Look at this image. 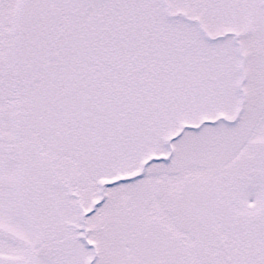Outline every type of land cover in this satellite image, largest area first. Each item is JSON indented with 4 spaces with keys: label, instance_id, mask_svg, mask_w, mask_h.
Listing matches in <instances>:
<instances>
[{
    "label": "snow or ice",
    "instance_id": "snow-or-ice-1",
    "mask_svg": "<svg viewBox=\"0 0 264 264\" xmlns=\"http://www.w3.org/2000/svg\"><path fill=\"white\" fill-rule=\"evenodd\" d=\"M0 264H264V0H0Z\"/></svg>",
    "mask_w": 264,
    "mask_h": 264
}]
</instances>
